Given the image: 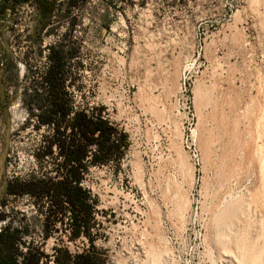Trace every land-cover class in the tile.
I'll list each match as a JSON object with an SVG mask.
<instances>
[{
    "label": "rangeland",
    "instance_id": "rangeland-1",
    "mask_svg": "<svg viewBox=\"0 0 264 264\" xmlns=\"http://www.w3.org/2000/svg\"><path fill=\"white\" fill-rule=\"evenodd\" d=\"M56 2L42 18L7 0L0 18V232L16 231V262L93 246L104 264H264V0ZM50 85L54 125L38 116ZM78 112L114 140L87 145L84 203L59 212L50 142L57 125L85 142L67 128Z\"/></svg>",
    "mask_w": 264,
    "mask_h": 264
},
{
    "label": "trees",
    "instance_id": "trees-1",
    "mask_svg": "<svg viewBox=\"0 0 264 264\" xmlns=\"http://www.w3.org/2000/svg\"><path fill=\"white\" fill-rule=\"evenodd\" d=\"M7 0H1L0 1V18L3 15L4 12V5ZM11 5L14 7L16 4H20L25 0H9ZM36 3L37 8L40 11V15L43 17H47L48 13H50L54 8L57 6V0H34ZM61 55L53 56L52 54L49 55L50 61L59 62V58ZM53 66V65H52ZM54 68V67H52ZM49 67L45 71V77L46 81H51V79H55L57 76V71H54ZM48 92V98L51 104L50 107L46 109L45 111H41L38 116L40 117L41 122H46L47 124H53L54 125V117L57 114V112L61 109L62 105H60L58 101L59 94H62L63 91H60V87L50 85ZM62 110V109H61ZM63 118L67 115L65 113L62 114ZM74 121H71L67 124V128H72V132L74 135H79V138H82L85 142H81L78 144H74L70 141H65V135H64V129L56 126L57 134L60 135V139L56 142L51 141L50 143L52 145L58 144L59 147L63 148L62 154L63 157L66 158V161L64 162V169L65 174H68V176H65L66 178H63L61 182H56L52 185H49V196L53 198L51 199V203H53V207H56L57 211L62 212L65 210L64 206L69 205L71 203L73 206L80 207L84 203V198L86 195L84 194L83 190L80 188V186L76 185L78 176L75 174L76 171L78 172L80 166H83L84 159L87 157L86 155V147L90 143H94L100 148L103 144H113L114 140V128L107 124V121L101 117L90 118L83 112H78L74 114L73 117ZM97 134L96 137H94V134ZM81 136V137H80ZM62 137V138H61ZM76 137V136H74ZM81 139V140H82ZM49 143V144H50ZM79 165V167H75L73 165ZM74 178V179H73ZM72 181L74 182V186L70 183ZM78 193L77 201L74 199L71 195V192ZM57 195V197H55ZM81 197V201H80ZM70 207V206H68ZM64 208V209H62ZM71 208V207H70ZM70 210H67L69 212ZM72 221V216L70 217ZM75 222H78L79 227H83L84 223L82 219H77L75 217ZM77 224V223H76ZM87 231V230H86ZM88 234V233H87ZM16 242V231L15 230H9L4 229L0 232V264H19L16 262L14 257V252L9 251L10 248H13L14 244ZM8 250V251H7ZM96 249L92 246L90 249L84 250L82 252L71 254L66 249L61 250V256L59 259V262L61 264H104V259L99 257L97 255ZM56 252V250H55ZM40 251H36L34 254L30 252L22 253L23 258L27 259L23 262V264H38L39 256L42 255ZM32 260V261H31ZM28 261H31L28 263Z\"/></svg>",
    "mask_w": 264,
    "mask_h": 264
}]
</instances>
